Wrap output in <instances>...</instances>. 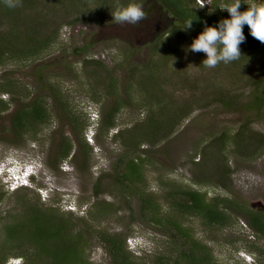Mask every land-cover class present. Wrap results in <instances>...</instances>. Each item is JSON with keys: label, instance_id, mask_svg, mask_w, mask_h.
Segmentation results:
<instances>
[{"label": "rangeland", "instance_id": "rangeland-1", "mask_svg": "<svg viewBox=\"0 0 264 264\" xmlns=\"http://www.w3.org/2000/svg\"><path fill=\"white\" fill-rule=\"evenodd\" d=\"M33 1L17 7L29 22L0 0V42L14 51L0 61V99L7 107L0 111L2 264L47 262L28 255L31 241L18 233L10 238L5 229L32 202L80 233L77 264H117L97 236L102 231L124 239L129 264H159V257L175 255L182 239L152 220L157 212L179 217L219 263L264 264V252L250 248L256 243L264 249V237L245 214L264 210L262 48L240 46L239 60L210 69L202 64L205 53L186 51L199 35L182 30L157 2ZM130 2L142 4L147 19L115 23L112 12ZM248 7L242 3L240 11ZM38 40L48 44L35 54L24 52ZM9 79L11 88L4 84ZM39 99L45 120L34 131L19 132L13 113ZM65 144L71 148L64 157ZM136 156L143 159L137 192L114 178ZM6 170L19 176L17 182ZM180 189L216 198L227 207V224L207 225L172 210L169 193L181 201ZM141 190L151 196L147 208ZM45 222L63 238L59 221Z\"/></svg>", "mask_w": 264, "mask_h": 264}, {"label": "trees", "instance_id": "trees-1", "mask_svg": "<svg viewBox=\"0 0 264 264\" xmlns=\"http://www.w3.org/2000/svg\"><path fill=\"white\" fill-rule=\"evenodd\" d=\"M97 4H101L106 0H93ZM121 1V0H119ZM146 7L149 3L157 2L162 5V8L166 10L168 13L173 15L178 23H180L183 27L185 25V21L188 19H192L193 27L190 29L195 32L197 35H200L206 26H217L222 19H230V15L226 16L224 13L220 12L216 9L214 12L209 14L210 6H206L205 8H198V4L196 0H143ZM221 0H213L212 9L214 10ZM264 3V0H261ZM27 2H34L33 0H27ZM81 2V0H80ZM224 2H228V0H224ZM13 8H9L12 11ZM22 15V19H25L30 22V18L28 16L23 15L17 8L14 13ZM18 15V16H19ZM24 16V17H23ZM249 27L246 25L243 28L244 35L246 37V41L243 42L240 46L255 48L257 46L262 48L264 51V43L259 42L255 38L252 37L251 33L248 30ZM51 35V34H50ZM173 37L171 35L169 38ZM48 37L45 38V40ZM1 39V37H0ZM36 40V39H35ZM48 43L46 41L38 40L35 44L28 43V47L24 48V52L35 54V52L41 48L43 45L46 46ZM9 45L6 43L0 42V61L5 53L14 52L11 49H8ZM11 48V47H9ZM11 50V52H10ZM21 55L25 54L23 50L19 49ZM13 83V82H12ZM5 86L12 87L11 80L5 81ZM14 87V86H13ZM4 90H12V89ZM57 91V90H55ZM6 103L0 99V111H4L7 109L5 107ZM46 118V109L45 106L41 104L40 99L32 101L28 104V107L18 108L12 117V121L14 127L18 129L19 132L25 133L29 131H34L40 122H43ZM70 145L65 144L61 156H67L70 150ZM143 159L139 156L132 157L127 159L123 164V169L119 172L115 178L116 182L120 186L132 187L136 192L138 188V182L143 179V173L141 170ZM181 192L184 196L183 199L174 200L172 199L174 196L169 193V198L171 200V208L175 209L177 213H188L190 215H196L201 218L203 223L207 225L219 224L225 225L229 220V213H227V207L220 206L216 198H209L206 196V193H201L196 191L195 189H180L177 190ZM140 198H142L146 203L145 207L151 204V196L148 192L140 191ZM147 208V207H146ZM153 213L156 207H149ZM27 209L29 210L26 215H21L22 219L15 221V223L7 225L6 231L8 232V237L12 238L16 233L20 234V237L29 240L30 246L32 248L31 253H28L31 257L34 254L37 256L43 255L47 262L46 264H77L78 263V254L77 247H75L74 241L76 237L78 238L79 232H72L73 227L67 223L66 219L62 217H58L50 212V208H43L42 205H38L36 202L29 203ZM145 210V208H144ZM245 214L248 218V223L253 228L254 231L258 233V235H262L264 237V210H252L246 211ZM55 218V220L60 222V225L64 228V232L60 238L55 237L54 234L47 226L45 222V218ZM152 220L158 221L161 223L163 221L166 226H169V233L171 237L177 239L180 237L182 239V243L177 245V252L175 255H168L159 257V264H222L219 263L213 256L211 252V248L207 245V243L195 238L187 227L181 224L179 217L176 215L165 213L164 215H159L158 212L152 215ZM43 222V223H42ZM42 224L44 227L42 228ZM97 235L103 242H106V247L109 254L112 257V260L117 264H129L128 254L124 248V239L120 238L115 234H111L105 231L99 232ZM175 240H173L174 242ZM35 247V248H34ZM49 248H53V252H48ZM250 248L254 249L259 253H263L264 249L258 247L256 243H252ZM27 255V261L31 259ZM25 254H22L20 257L24 258ZM25 259V260H26ZM25 260L23 262H25ZM0 264H2L0 257ZM34 264V263H33Z\"/></svg>", "mask_w": 264, "mask_h": 264}, {"label": "clouds", "instance_id": "clouds-1", "mask_svg": "<svg viewBox=\"0 0 264 264\" xmlns=\"http://www.w3.org/2000/svg\"><path fill=\"white\" fill-rule=\"evenodd\" d=\"M213 0H196L198 8L205 5L210 6L209 14L217 8L221 11L226 10L230 14V19H222L218 27L206 26L203 32L194 39L192 44L186 49L190 52H203L206 59L202 64L207 68H215L219 64H228L239 60L241 56L240 45L246 41L243 28L247 25L253 38L264 43V3L257 4L255 2H246V0H231V2H221L217 7L212 9ZM8 8H17L22 6V0H3ZM245 3L249 7L246 11H240L241 4ZM115 23L119 25H136L142 20L147 19V13L143 9V5L130 2L125 6L118 5L116 10L112 12ZM192 19L185 21L182 30L188 31L193 27ZM6 176H11L5 171ZM15 176V177H13ZM17 174L12 175V182H17ZM19 177V176H17Z\"/></svg>", "mask_w": 264, "mask_h": 264}]
</instances>
